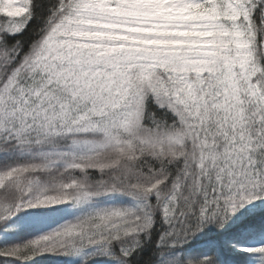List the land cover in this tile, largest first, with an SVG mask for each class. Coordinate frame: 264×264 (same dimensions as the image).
<instances>
[{
	"label": "snow or ice",
	"instance_id": "obj_1",
	"mask_svg": "<svg viewBox=\"0 0 264 264\" xmlns=\"http://www.w3.org/2000/svg\"><path fill=\"white\" fill-rule=\"evenodd\" d=\"M0 264H264V0H0Z\"/></svg>",
	"mask_w": 264,
	"mask_h": 264
}]
</instances>
